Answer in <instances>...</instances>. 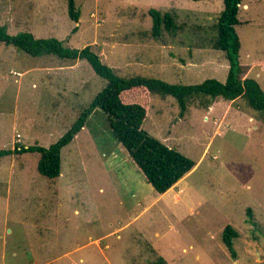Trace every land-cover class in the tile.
<instances>
[{
  "label": "rangeland",
  "instance_id": "374dc122",
  "mask_svg": "<svg viewBox=\"0 0 264 264\" xmlns=\"http://www.w3.org/2000/svg\"><path fill=\"white\" fill-rule=\"evenodd\" d=\"M76 6L78 22L68 0H0V25L72 48L91 45L126 78L184 84L227 78L228 58L212 45L223 0H76ZM151 8L174 14L176 35H152ZM238 16L241 63L264 90V0H243ZM163 55L164 71L157 64ZM105 85L86 59L33 56L0 42V149L50 146ZM147 101L143 127L192 158L195 168L167 192L156 191L98 108L63 148L60 176L38 171V152L0 159V264L264 262V115L245 97L196 95L184 115L173 96L150 94ZM227 225L239 232L236 258L222 239Z\"/></svg>",
  "mask_w": 264,
  "mask_h": 264
},
{
  "label": "trees",
  "instance_id": "16d2710c",
  "mask_svg": "<svg viewBox=\"0 0 264 264\" xmlns=\"http://www.w3.org/2000/svg\"><path fill=\"white\" fill-rule=\"evenodd\" d=\"M242 1L223 0L224 8L215 25L217 35L212 45L215 49L224 51L228 58L229 71L226 80L207 78L195 84L170 83L157 77L141 75L122 77L113 67L103 62L91 45L72 48L56 37L38 38L30 31L10 34L6 25H0V42L15 46L33 56L54 54L71 60L86 59L94 71L106 80L102 90L56 142L48 147L36 143L3 148L0 149V159L12 154L38 152V171L49 178L60 176L63 148L74 140L86 126L89 116L100 108L108 117L115 139L124 145L154 189L165 193L191 172L196 162L176 148L163 143L143 127L150 94L173 96L179 104L181 115L186 113L191 98L196 95H209L213 99L223 97L230 101L245 97L252 108L264 115V90L255 78L246 76L249 66L242 64L240 60L241 40L236 26L241 23L238 15ZM68 13L71 19L79 21L80 12L76 0H68ZM149 13L152 16L154 37L162 36L164 31L176 35L180 26L172 12L151 8ZM248 214L251 215V209H248ZM238 236L239 232L232 225H227L222 235L223 242L235 258L237 253L234 239ZM161 263L166 264L162 258L159 260V264Z\"/></svg>",
  "mask_w": 264,
  "mask_h": 264
},
{
  "label": "crops",
  "instance_id": "0c3cea01",
  "mask_svg": "<svg viewBox=\"0 0 264 264\" xmlns=\"http://www.w3.org/2000/svg\"><path fill=\"white\" fill-rule=\"evenodd\" d=\"M160 40H162L163 41V39L161 38ZM164 42V41H163ZM162 47L164 48L165 47V44H163L162 45ZM166 56H162V58H160L159 59V61H158V66H159V68L160 69H162V71H164V70H166L167 69V62H166ZM134 62H137V64H143V63H141V62H139V61H134ZM191 63V62H190ZM129 63L128 62H126V64L125 65H128ZM169 64V63H168ZM175 76H177V73L175 74ZM195 168V167H194ZM172 188V187H171ZM170 188V189H171ZM167 192V191H166ZM261 263H264V262H261Z\"/></svg>",
  "mask_w": 264,
  "mask_h": 264
}]
</instances>
